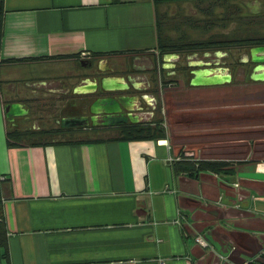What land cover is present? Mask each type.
<instances>
[{"label": "crops", "instance_id": "0c3cea01", "mask_svg": "<svg viewBox=\"0 0 264 264\" xmlns=\"http://www.w3.org/2000/svg\"><path fill=\"white\" fill-rule=\"evenodd\" d=\"M195 1L2 0L0 196L11 264H239L264 247V73L252 67L217 66L210 82L201 77L207 66L191 68L200 95L178 101L194 111L178 119L193 124L194 143L209 151L189 157L229 162L196 177L176 171L183 143L171 134L8 142L6 101L55 91L92 66L84 59L156 52L161 9ZM245 1L264 8V0ZM93 81L82 75L74 92L96 91ZM114 87L125 88L117 81L105 89Z\"/></svg>", "mask_w": 264, "mask_h": 264}, {"label": "rangeland", "instance_id": "374dc122", "mask_svg": "<svg viewBox=\"0 0 264 264\" xmlns=\"http://www.w3.org/2000/svg\"><path fill=\"white\" fill-rule=\"evenodd\" d=\"M260 8L248 5L245 0H197L162 8L160 15L158 14V21L164 35L171 40L180 42L183 36H185V41L213 39L216 43L211 48H222L227 49V51L223 52L224 50H221L206 54L199 52L189 56L185 54L186 51L180 49L182 57L179 61L174 60L177 63L176 67L162 72L155 67L159 64L157 51L145 52L146 54H141V58L116 55L115 60H111V57L103 58L99 60L100 62L95 61L94 65L87 69L83 70L81 68L80 73L68 74L63 78V85L62 83L59 85L62 87L58 86L55 91L43 87L41 88L42 93H29L31 98L28 99L25 98L26 95L17 93L14 97L21 95V101L26 102L28 106L26 110H29L28 114L16 119L19 123L17 128L25 132L19 140L20 143H43L54 138L65 142L76 138L87 139L117 134L119 130L113 127L96 130L92 127L86 129L77 126L71 127L63 133L60 132L59 135L33 132L39 131L37 129L61 128V120L65 117L90 115L92 113L90 104L98 97L111 96L116 93L146 92L145 94L152 95L153 100H144L141 105H135L133 111L139 112L145 118H149L154 114L153 119L163 120V125L167 128V135L171 134L172 141L177 145L183 143L179 145V155L183 156L187 152L186 157H189L204 150L209 151L207 148L201 149L194 143L193 124L186 122L185 125L181 119H178L179 115L191 117L194 114L193 110L184 109L182 105L178 104V101L184 96L185 100L191 101L192 97L200 95L197 93L199 89L189 84L190 65L210 61L213 66L224 67L226 65L239 72H245V70L249 72L252 64L247 61L251 49L248 45H250L249 43H257L258 38L264 37V8L262 7V10ZM249 38L257 39L249 40ZM229 39L234 41L222 43L223 40ZM246 53L248 54L242 55ZM102 61L105 62L102 66H99ZM104 65L107 66L105 71H103ZM207 69L210 71L201 73V77H204L203 81L215 80L216 76L211 74L214 71L213 68L207 67ZM107 74L119 76L113 78L109 76L102 77ZM244 74L246 75V73ZM82 75H88L91 79H94L93 84L97 87L96 91L88 94L74 92L75 81ZM117 81H122L125 88L105 89V87ZM134 82L140 83L139 86H135ZM126 83L129 84L128 87H126ZM2 94L9 95L5 89H2ZM126 107H123L124 110L127 109ZM13 123L12 117L10 122V128L12 129ZM184 127L187 129H184ZM196 143L199 144V140Z\"/></svg>", "mask_w": 264, "mask_h": 264}, {"label": "trees", "instance_id": "16d2710c", "mask_svg": "<svg viewBox=\"0 0 264 264\" xmlns=\"http://www.w3.org/2000/svg\"><path fill=\"white\" fill-rule=\"evenodd\" d=\"M202 1V0H200ZM3 7H2V0H0V36L2 34V21H3ZM157 31H158V44L156 46L157 54H158V61L155 67L160 69V72L167 70L165 66L166 62H169L173 57L178 58L179 61L181 59V50L186 51V55L191 56L192 54L196 53H203L206 54L208 52H218L224 50L226 52L227 49L222 48H211L213 44L216 43L213 39L208 40H188L185 41V36L181 38V41L171 40L167 36L164 35L163 29L161 28L159 21L157 24ZM257 39V38H249V40ZM257 43H249L251 47L249 54L253 55V61L256 63H264V37H260L257 39ZM234 40H223L222 43H231ZM91 60V58H89ZM173 61V60H172ZM210 61L199 62L198 64L190 65L193 69L194 67H199L201 65H205L207 67H212L213 70L217 66H213L210 64ZM218 65V64H217ZM175 67V66H174ZM107 99L108 102L104 105H97V100ZM114 97L112 96H102L96 98L91 103V111L90 115H77L72 117H65L61 120V128L58 129H37L39 131H34L33 133L39 132L42 134H49V135H59L63 133L65 130H69L71 127L77 126L80 128H87L92 127L96 130L106 127H113L119 130L117 134L112 135L116 139H134V138H148V137H167V128L163 125V120L157 121L153 119V116L149 118H145L138 112H133V105L136 100V96L124 94L122 95V100L119 102H113ZM133 98V100H131ZM8 105V102H5V106ZM124 106H127L126 110H124ZM130 111V112H129ZM12 117L8 110H6V121H7V137L8 142L10 145L20 143V138L24 136L25 132L21 129L17 128L16 119L13 118L14 123L12 124L13 129L10 128V122ZM74 122V123H73ZM91 125V126H90ZM55 131V133H53ZM61 132V133H60ZM101 137V136H97ZM90 140H101L102 138H88ZM56 142H64V140H59L55 138L51 141H46L44 143H56ZM42 142L34 143L40 144ZM229 164L228 161L225 160H207L201 158H193V157H186L182 156L178 160L174 161V167L176 171L179 173L180 171H185L190 176H198L202 170L205 169H214L218 170L221 166H226ZM4 177V176H3ZM2 174L0 173V186L2 183L7 180L6 177L3 178ZM0 256L7 259L8 264L10 262V243H9V236H8V227L5 220V213L3 208L2 198L0 196Z\"/></svg>", "mask_w": 264, "mask_h": 264}, {"label": "flooded vegetation", "instance_id": "af4514ba", "mask_svg": "<svg viewBox=\"0 0 264 264\" xmlns=\"http://www.w3.org/2000/svg\"><path fill=\"white\" fill-rule=\"evenodd\" d=\"M247 61H249L251 64H252V68L253 69H256V70H258L259 72H261V73H264V63H260V62H254L252 59H253V55H250V54H248V56H247ZM92 61V60H91ZM103 62H105V61H102V63ZM91 65H93V62H92V64ZM135 83V82H134ZM127 85H126V87H128V83H126ZM97 90V89H96ZM94 92V91H93ZM146 92H132V93H130V94H128V95H135L137 98H136V100H135V103H134V107H135V105L137 106V104L139 105H141L142 104V102H144V100H153V97H152V95H148V94H145ZM122 95H124V94H121V93H116L115 95H111V97L113 96L114 98V100H113V102L115 101V102H119V101H121L122 100ZM105 97V96H104ZM108 97V96H107ZM100 100H97V105H104L105 103H107L108 102V100L107 99H102V98H99ZM131 100H133V98L131 99ZM133 107V108H134ZM6 110H8V112L10 113V116L11 117H13L14 119H17V118H20V117H22L23 115H25V114H28L29 113V110H26V108H23V105H22V101H15V102H12V101H10V102H8V105L6 106ZM131 111H133V109H131ZM130 112V111H129ZM133 112H135V111H133ZM139 113V112H138ZM146 118H148V117H146Z\"/></svg>", "mask_w": 264, "mask_h": 264}, {"label": "built area", "instance_id": "2783aa9c", "mask_svg": "<svg viewBox=\"0 0 264 264\" xmlns=\"http://www.w3.org/2000/svg\"><path fill=\"white\" fill-rule=\"evenodd\" d=\"M196 241L199 242L202 246H209V241L202 236L201 234L196 235ZM225 256L221 255L220 259H224ZM239 264H264V247L261 248L254 256L244 259Z\"/></svg>", "mask_w": 264, "mask_h": 264}, {"label": "water", "instance_id": "95a60500", "mask_svg": "<svg viewBox=\"0 0 264 264\" xmlns=\"http://www.w3.org/2000/svg\"><path fill=\"white\" fill-rule=\"evenodd\" d=\"M82 63H84V64H92V61L84 59V60H82Z\"/></svg>", "mask_w": 264, "mask_h": 264}]
</instances>
